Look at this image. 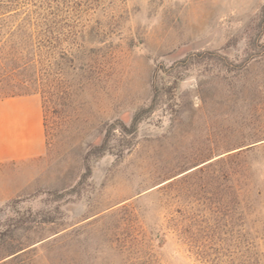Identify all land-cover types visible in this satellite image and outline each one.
Returning a JSON list of instances; mask_svg holds the SVG:
<instances>
[{
	"label": "rangeland",
	"instance_id": "374dc122",
	"mask_svg": "<svg viewBox=\"0 0 264 264\" xmlns=\"http://www.w3.org/2000/svg\"><path fill=\"white\" fill-rule=\"evenodd\" d=\"M51 1L29 91L47 149L0 165V262L197 264L184 241L239 240L243 168L264 188V0Z\"/></svg>",
	"mask_w": 264,
	"mask_h": 264
},
{
	"label": "trees",
	"instance_id": "16d2710c",
	"mask_svg": "<svg viewBox=\"0 0 264 264\" xmlns=\"http://www.w3.org/2000/svg\"><path fill=\"white\" fill-rule=\"evenodd\" d=\"M55 9L51 0H0V99L31 94L29 91L37 86L38 81L32 68L36 56L48 52L51 38L49 17L55 13ZM260 26L258 24V27ZM56 28L60 34L62 25ZM112 125L113 123L109 124V131L112 130ZM108 141V135L104 136L99 148L100 153L112 150L113 147ZM223 160L225 159L216 162ZM243 169L242 208L245 220L242 221L240 239L230 242L213 239H203L198 242L190 239L184 241L186 251L197 264H264V215L261 220L248 222L253 213L255 216L258 215L252 207L256 198L264 202V188H256L252 192L248 167ZM251 193H254L256 198L251 199ZM231 210L233 211V206ZM151 247L155 248L152 244ZM26 251L23 250L0 264H19L24 261L22 258ZM133 264L162 263L150 253L148 258H138Z\"/></svg>",
	"mask_w": 264,
	"mask_h": 264
},
{
	"label": "crops",
	"instance_id": "0c3cea01",
	"mask_svg": "<svg viewBox=\"0 0 264 264\" xmlns=\"http://www.w3.org/2000/svg\"><path fill=\"white\" fill-rule=\"evenodd\" d=\"M46 149L41 98L27 94L0 99V165L38 157Z\"/></svg>",
	"mask_w": 264,
	"mask_h": 264
}]
</instances>
